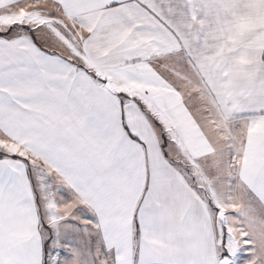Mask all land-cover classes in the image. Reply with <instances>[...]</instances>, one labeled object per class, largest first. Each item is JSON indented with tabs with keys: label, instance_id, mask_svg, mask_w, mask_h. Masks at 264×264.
<instances>
[{
	"label": "snow or ice",
	"instance_id": "obj_1",
	"mask_svg": "<svg viewBox=\"0 0 264 264\" xmlns=\"http://www.w3.org/2000/svg\"><path fill=\"white\" fill-rule=\"evenodd\" d=\"M0 264H264V0H0Z\"/></svg>",
	"mask_w": 264,
	"mask_h": 264
}]
</instances>
